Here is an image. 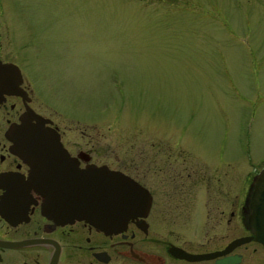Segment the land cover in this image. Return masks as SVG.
I'll list each match as a JSON object with an SVG mask.
<instances>
[{"label": "rangeland", "instance_id": "1", "mask_svg": "<svg viewBox=\"0 0 264 264\" xmlns=\"http://www.w3.org/2000/svg\"><path fill=\"white\" fill-rule=\"evenodd\" d=\"M17 1L22 51L73 137L118 154L178 141L230 185L263 167L264 0Z\"/></svg>", "mask_w": 264, "mask_h": 264}, {"label": "flooded vegetation", "instance_id": "2", "mask_svg": "<svg viewBox=\"0 0 264 264\" xmlns=\"http://www.w3.org/2000/svg\"><path fill=\"white\" fill-rule=\"evenodd\" d=\"M19 16L17 0H0V264H214L224 256L232 258L227 264H264V248L253 238L212 258L181 254L221 251L251 236L244 218L252 178L237 185L207 180V167L197 168L178 141L169 147L154 139L144 147L129 138L118 154L109 141L100 144L98 132L81 129L73 137L51 113L34 60L22 51ZM29 110L49 120L78 167L104 164L143 189L140 211L121 230L58 222L42 211L29 166L15 148L14 129Z\"/></svg>", "mask_w": 264, "mask_h": 264}, {"label": "water", "instance_id": "3", "mask_svg": "<svg viewBox=\"0 0 264 264\" xmlns=\"http://www.w3.org/2000/svg\"><path fill=\"white\" fill-rule=\"evenodd\" d=\"M45 122L49 120L29 110L14 129L16 151L29 166L30 185L42 197V211L58 222L83 220L103 231L121 230L127 219L140 211L143 189L123 172L104 164L78 167L59 141L58 132ZM245 203L244 225L251 236L233 239L221 251L181 254L191 259L212 258L250 238L264 248V166L253 176ZM231 260L224 256L214 264Z\"/></svg>", "mask_w": 264, "mask_h": 264}]
</instances>
